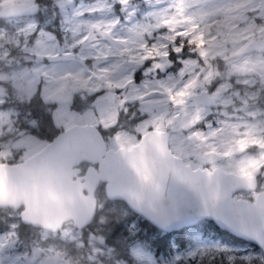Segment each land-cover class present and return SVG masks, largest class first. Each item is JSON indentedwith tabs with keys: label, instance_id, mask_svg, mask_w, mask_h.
<instances>
[{
	"label": "rangeland",
	"instance_id": "374dc122",
	"mask_svg": "<svg viewBox=\"0 0 264 264\" xmlns=\"http://www.w3.org/2000/svg\"><path fill=\"white\" fill-rule=\"evenodd\" d=\"M33 1L0 0V7ZM40 1L37 18L5 21L7 26L0 27V163L12 157L19 161L44 146L45 142L16 130L20 119L15 106L37 91L43 101L55 105L50 116L56 129L90 124L105 132L117 107L123 111L131 107L146 117L133 126L122 123V130L106 136L107 147H128L137 134L158 128L167 131L172 154L191 168L198 167L196 157L214 151L222 157L217 164L222 170L257 172L264 186L263 117L258 121L217 117L214 126L206 119L194 121L196 109L189 104L178 105L187 95L212 85L219 95L217 107L223 108L213 111L218 116L229 115L225 107L255 117L258 112L264 114V55H237L248 42L264 38V0ZM176 38L179 44L186 40L196 46L179 55L172 53L175 59L169 60L162 53L176 45ZM156 63L165 68L144 71ZM137 70L140 79L132 82ZM99 89L103 93L98 100ZM74 95L78 102L92 97L85 106L72 108ZM235 149L244 152L232 156ZM101 204L99 215L85 232L108 231L107 225L118 226L130 216L120 204L104 200ZM134 217L132 235L138 226ZM36 235L38 239L23 243L24 249L18 244V251L1 250L0 239V264H39L42 255L61 254L68 262L67 254L58 248L61 241L63 248L72 249L67 252L78 264H126L109 262V249L98 247L91 236L90 249L82 252L81 232L70 225L53 235ZM191 236L184 249L177 250L171 243L162 257H154L137 242L131 256L136 264H189L195 254L213 249L236 252L248 262L261 259L257 252L235 249L209 236ZM10 237L9 230L5 238Z\"/></svg>",
	"mask_w": 264,
	"mask_h": 264
},
{
	"label": "water",
	"instance_id": "95a60500",
	"mask_svg": "<svg viewBox=\"0 0 264 264\" xmlns=\"http://www.w3.org/2000/svg\"><path fill=\"white\" fill-rule=\"evenodd\" d=\"M37 10L36 4L10 3L0 8V18L32 15ZM251 52L264 53V38L248 42L237 55ZM184 102L205 107L213 105L214 99L201 91ZM160 132L156 135L149 129L130 148L112 150L105 148L93 125L60 130L27 159L0 164V208L22 206L21 222L48 232L68 221L79 229L89 223L94 191L102 183L107 200L123 202L154 229L168 233L206 220L264 255L257 243L264 236V192L252 202L232 197L238 191L254 190V178L191 168L170 153L167 133ZM198 159L217 161L212 153ZM81 163L87 164L83 175L72 180ZM42 264H56V258L44 259Z\"/></svg>",
	"mask_w": 264,
	"mask_h": 264
},
{
	"label": "flooded vegetation",
	"instance_id": "af4514ba",
	"mask_svg": "<svg viewBox=\"0 0 264 264\" xmlns=\"http://www.w3.org/2000/svg\"><path fill=\"white\" fill-rule=\"evenodd\" d=\"M25 3L27 5L36 4L37 5V9H38L37 12L32 14V15H21V16L16 15V16H12V17L0 18V27L7 26V24L4 23L5 21L14 22L15 20L16 21H24V20H26L28 18H35V17L37 18L38 15H39V12H40L39 8H40V6L42 4V1L34 0L31 3H27V2H25ZM8 4H10V3H8ZM3 6H5V5H3ZM3 6H1L0 8H2ZM251 53H255V52H251ZM256 54L264 55V53H256ZM201 91H205L206 94L208 95V97L214 99L213 105H211V106H207L206 105L205 107H201L200 105L191 104L190 102L185 103L184 100H182L178 104V105L183 106V107L185 105H188V104L190 106L194 107L196 109V112H195L196 114H195V117H194V121H196L197 123H199L203 119H206V123L210 122L212 125L216 126L217 124H216L215 119L217 117L219 119L222 118V120L225 119V120H229V121H236L237 119L238 120H247V121H254V120L258 121L259 117H263V119H264V116H263L264 114H261V113L258 112L257 113V117H255L254 115L253 116L244 115L242 113V111H238V109H234V107H225L224 108L225 111L229 112V115L218 116L213 111H216V110H219V109H223V108L217 107V102H219V95L217 93H214L213 86L210 85L209 87H206V89L200 90L198 92H201ZM198 92H196V93H198ZM191 94H195V93H191ZM29 99L30 98H28L26 100V102H24V103H27L29 101ZM24 103L21 104V105L15 106V107H19V109H18L19 110L18 117L20 119V121L16 125V130H17V133L18 132L22 133V135L26 134V135L33 136L32 133H31V130L34 129V127H35V118H34V115H33L34 107H31V106H28V105L23 107ZM174 105H176V104L174 103ZM251 108H255V107H247V109H251ZM235 114H237L238 116L235 119H233V116H235ZM145 117H146L145 114L141 116L137 111L131 110V107H128V109L126 111L125 110L123 111V109H121V107H117L116 111H115V119L109 125L111 127L110 136H113L114 134H116L120 130H122V129H119V127H120V125L122 123H124L123 124L124 126H126V125L133 126V125L136 124L137 121H139V120H141V119H143ZM30 122H32V123H30ZM200 126H202V125H200ZM95 127L98 129V131L100 132V134H101V136L103 138V141L105 143V148L106 149H112V150H115L117 148H124V149L130 148L131 146L135 145L138 142L139 137L144 133L143 132L142 134H139V135L137 134L135 136V142L132 143L131 145H129L128 147H107L106 146L107 140L105 139L106 137H104L102 135V129L97 127V126H95ZM112 128H113V130H112ZM149 129L150 128L146 129V131L149 130ZM242 129H241V131H242ZM162 131H165V130H162ZM166 133H167V131H166ZM167 136H168V133H167ZM168 139H169V136H168ZM45 143H47V142H45ZM168 148H169V151H170L169 142H168ZM243 152H244V149H235V150H233L231 152V155L232 156H240V155L243 154ZM170 153L172 154L171 151H170ZM207 153L215 154V156L217 157V161L211 162V163H204V161H199L198 158L201 156L200 155V156L195 158L196 161L198 162V167H196V168H206L208 171H213V170L216 169V170H219V171L224 172V173L235 174V175H247V176H252L254 178V180H255V188H254V190H252L250 192H246V191L235 192L232 195V197L234 199H241V200H245V201H248V202H252L254 200V197L258 193L264 192V186H261L260 177H259V174L257 172H240V173H238V171H232V170L228 171V170H224V169L222 170L220 167L217 166V164H219V162L221 161V158H222L220 156V154H218L217 152H214V151H208V152H206V154ZM15 154H18V153H15ZM12 155H14V154H12ZM32 155L25 156L24 158H21V160H19V161H16V159H15L16 157H12V158H10L9 161L2 162L0 164H15V163H18V162H21V161L27 159L28 157H30ZM13 160H15V162L12 163L11 161H13ZM261 166H263V164ZM86 167H87V164H84V163L79 164V166H78L79 172L72 177V180H79V177H81L83 175ZM94 198H95L94 212H93V215H92L89 223L86 226H84L83 228L77 229V228H74L72 226L70 221H68V222H64L60 226V228L57 231H55V232H48V231H46L44 229L36 228V227L30 226L28 224L22 223L21 220H20V213L23 210L22 206H18L17 208H6V207L0 208V239H2V244H3V247L1 248V250H7V251H11V250L16 251L17 250L18 251L19 250L18 249V244H20V250H22V249H24L26 247L24 245L25 243H29V242L34 241V239H38L36 233H43V234L53 235V234L58 233L63 227H65L67 225H70L71 228L74 229L75 231L81 232V236L82 237L79 238V239H80L81 244H83V246H84V249H83L82 252H84L85 250H89L90 249V246H89L90 242L88 241V238H89V236H91L92 238H95V242H96V245L98 247L109 249V253H110V256H111L110 259H109V262L114 263V262L117 261L118 263H126L125 261H123L120 258L119 250L116 249L113 244L108 243L107 237L111 233V231H103V232H98V233H96V232H92V233L85 232L86 230L91 228V224L94 223V222H92L94 217L99 215V212H100L99 211V206L100 205L102 206L104 204V203L101 204L102 200H104L105 203H115V204L122 203V205L124 207H125V205L121 201L107 200L105 198V196H104L103 184L102 183H98L97 184L96 189L94 191ZM128 212L131 215L137 216V215L131 213L129 210H128ZM138 217H140V216H138ZM204 222L211 223V225L214 226V224L212 222H210V221L201 220V221H198L197 223H195L192 226L183 227V228H180L179 230H176V231H173V232H181L180 235L183 236L184 238H186V236H188V234L191 232L193 227L202 228V225H203ZM109 226H114L115 227V225H109ZM214 228L218 229L216 226H214ZM9 230L12 233V237H10L11 239L5 238V235L7 234V231H9ZM218 230L227 234V236H224L226 239L234 240V241L237 242V244L230 245V244H226L225 242H221L218 238H212V237H209V238L218 240V241L221 242V244L227 245L229 247H232V248H235V249L240 248V249H243V250H251V251L257 252L260 255L261 259L253 260V258H252L250 262H247V264H262L264 262L263 253L256 246H254V245H252V244H250L248 242H245V241H243L240 238H236V237L228 234L224 230H220V229H218ZM137 233L140 235L142 240H145L144 234L142 232H139L138 230L133 235H136ZM168 233H170V232H168ZM121 235H123V233H121ZM194 236H199L201 238H206V235H202L201 233H198V234H194L193 233L192 236H191V239H193ZM116 242L120 243V240H117ZM138 243L141 244L139 241H138ZM45 244H47L46 241H45V243H43L42 246H45ZM188 244L186 242H184L182 244V246H176V249L177 250L184 249ZM64 245H65V242L61 241L59 243L58 248H61V250L64 253L67 254V256L69 257V261L68 262H66V257H64L63 254H61V256H57V255L44 256V255H42L40 257V259H39V264H42L44 259L51 258V257H55L56 258V264H78V262L76 260H75V262H73L72 254L71 255L68 254V252H72V249L69 248V247H66V249H65V248L62 247ZM73 252L76 253L75 249L73 250ZM227 252H229V251H226L224 253L225 256L227 255L226 254ZM231 252H232V254H228V255L235 256L237 258L238 264H240V259H242V258L240 256H238V254L236 252H233V251H231ZM63 258L65 260H63ZM189 260H191V259H189Z\"/></svg>",
	"mask_w": 264,
	"mask_h": 264
},
{
	"label": "trees",
	"instance_id": "16d2710c",
	"mask_svg": "<svg viewBox=\"0 0 264 264\" xmlns=\"http://www.w3.org/2000/svg\"><path fill=\"white\" fill-rule=\"evenodd\" d=\"M174 42H175L174 44H176V45L179 44V39L176 38ZM186 42H187L186 40L181 41V43L183 44L185 49L186 48H193V46H196V44H194L192 42L190 44L186 43ZM172 56L173 55L171 54L168 57V59L169 60L172 59ZM138 71L139 70L134 72L133 77H132L133 81L134 80L136 81L135 74ZM91 97L92 96H89V97L87 96L83 101L80 99V102H78V96L74 95L72 97L71 102H70V106L72 108H78V107L85 106ZM27 105L34 107L33 115L35 118V127H34V129L31 130L33 137H35L36 139H38L40 141L48 142L57 132L60 131L59 129H56L54 127L52 120H51V116H50V112L53 110L55 105L53 103H47V102L43 101L39 97L37 91H35L33 93V95L30 97V99L27 103H24L23 107H25ZM97 127H99V126H97ZM112 130H113V128H112ZM103 131L104 130H102V135L104 137H106L108 134L111 133V127H108L107 130H105V132H103ZM11 162L13 163V162H15V160H13ZM119 204L122 205V203H119ZM130 216H133V215L130 214ZM136 219L137 220L135 222L138 223L137 230L144 234L145 240L149 244H151V242H154L158 239H167L169 245L171 243H173L175 246H182V244L184 242H186V243L188 242L190 235H192L193 233L194 234L201 233L202 235H206V237L209 236L212 238H218L221 242H225L226 244H230V245L237 244V242L234 240L226 239L224 237V236H227L226 233L219 231L218 229L214 228V226L208 222H204L202 225V228L193 227L191 232L188 234V236H186V238H184L183 236L180 235L181 232H170V233L160 232L159 230L151 227L147 222L143 221L140 217L136 216ZM95 220H96V216L94 217L92 222H95ZM141 225H144V226L141 227ZM106 228H107L106 230H108V231H114L115 230V227H113L111 229V227L109 225H107ZM151 246H152V252L154 254V257L165 256V255H167V251L169 250V247H168V249H166L164 252H159V250L155 247V245H151ZM227 255L226 256L224 255V256L227 257ZM213 256H215L217 259L213 260L212 259ZM220 257H221V252L215 251L213 249H207L201 255L197 256L196 258H197L198 264H200L201 259H202V264H220ZM190 262L191 263H189V264H195L193 259H191ZM237 264H238V262H237Z\"/></svg>",
	"mask_w": 264,
	"mask_h": 264
},
{
	"label": "snow or ice",
	"instance_id": "6c2138e0",
	"mask_svg": "<svg viewBox=\"0 0 264 264\" xmlns=\"http://www.w3.org/2000/svg\"><path fill=\"white\" fill-rule=\"evenodd\" d=\"M119 7V5H117ZM175 43V42H174ZM185 50L183 44H177L174 47H171L170 50L165 51L162 53V55L165 58H168L172 53H175L176 55H179L183 53ZM172 59H175V56L172 57ZM165 68V65L156 63L153 64L147 68L144 69L146 73H149L153 69H158V70H163ZM135 79L139 80L140 79V73L137 72L135 74ZM133 82V79H132ZM103 93V89L97 90V99L99 100L100 96ZM125 104L127 101L124 102ZM126 111V109H125ZM156 135H162L160 130L157 128L155 130ZM135 217L134 216H129L126 219H124L118 226H115V230L111 231V233L108 235L107 240L108 243L113 244L116 249L119 250V255L120 258L126 262V264H136L135 260L131 256V252L133 247L137 244L139 241L140 243L144 244L145 247L149 252L152 251V246L155 245V247L159 250V252H164L166 249H168L169 244L167 239H158L154 242H151L149 244L146 240H142L140 235L137 233L136 235H132L129 231H135L136 230V225L134 223ZM144 225H141L143 227ZM111 229L114 226H110ZM123 233V235H121ZM120 240V243H117L116 241ZM257 243L261 246V249H264V236L258 237L257 238ZM221 252V257H220V264H237V258L233 255H227V257L224 256V252ZM191 259L194 260L195 264H198L196 254L194 257ZM213 260H216L217 258L215 256L212 257ZM248 260L247 259H240V264H247ZM200 264H202V259L200 261Z\"/></svg>",
	"mask_w": 264,
	"mask_h": 264
}]
</instances>
